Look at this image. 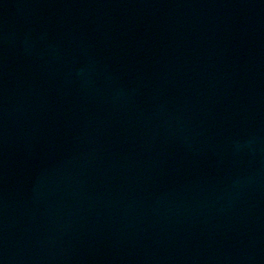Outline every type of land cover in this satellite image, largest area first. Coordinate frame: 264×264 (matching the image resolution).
Wrapping results in <instances>:
<instances>
[{
	"label": "water",
	"instance_id": "obj_1",
	"mask_svg": "<svg viewBox=\"0 0 264 264\" xmlns=\"http://www.w3.org/2000/svg\"><path fill=\"white\" fill-rule=\"evenodd\" d=\"M0 264H264V0H0Z\"/></svg>",
	"mask_w": 264,
	"mask_h": 264
}]
</instances>
